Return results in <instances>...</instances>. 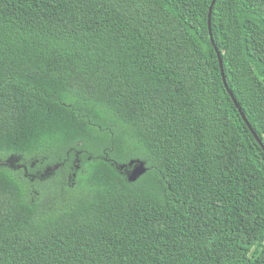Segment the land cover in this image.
<instances>
[{
  "label": "trees",
  "instance_id": "1",
  "mask_svg": "<svg viewBox=\"0 0 264 264\" xmlns=\"http://www.w3.org/2000/svg\"><path fill=\"white\" fill-rule=\"evenodd\" d=\"M212 3L0 0V264H264V149L222 74L264 143V0H216L214 41ZM12 155L61 165L50 202Z\"/></svg>",
  "mask_w": 264,
  "mask_h": 264
},
{
  "label": "rangeland",
  "instance_id": "2",
  "mask_svg": "<svg viewBox=\"0 0 264 264\" xmlns=\"http://www.w3.org/2000/svg\"><path fill=\"white\" fill-rule=\"evenodd\" d=\"M11 158V159H9ZM3 159L7 161L9 159L8 165L12 167L13 169H18L19 166H24L25 162L30 164L32 168H35L37 171L34 174L29 175V179L31 182L30 185V192L31 195L38 199H45L47 202H50L54 194L58 188V183L55 179L56 177V171L61 169V165H47L46 163H43L44 158L41 157H32L31 159H25L21 157L16 156H5ZM13 160V161H12ZM81 158L80 155L76 154V156L71 159L70 164L68 165L69 169L74 170L75 168L80 167ZM37 163H42V165H45L42 167L39 166ZM126 172V170H125Z\"/></svg>",
  "mask_w": 264,
  "mask_h": 264
},
{
  "label": "water",
  "instance_id": "3",
  "mask_svg": "<svg viewBox=\"0 0 264 264\" xmlns=\"http://www.w3.org/2000/svg\"><path fill=\"white\" fill-rule=\"evenodd\" d=\"M215 2H216V0H213V3H212L211 8H210V13H209V28H210V34H211L212 41H214V40H213V33L211 31V13H212L213 6H214ZM216 50L218 52L220 63H221V67H222V58H221V54H220L217 46H216ZM222 74H223V77H224L225 84H226V86L228 88V91L231 94V96H232L235 104L237 105L239 111L241 112L245 122L249 125L252 133L255 135L256 139L258 140V142L261 144V146L264 149V143L259 138V136L257 135L256 131L253 129V127L251 126V124L247 120L245 113L243 112L242 108L238 104V101H237L236 97L234 96L233 92L229 88L228 83L226 81V77L224 76L223 68H222ZM121 168H126L128 180L131 181V182L137 181L141 176H143L148 171V167L146 165V162L144 160H142V159H132L129 163L123 164L121 166Z\"/></svg>",
  "mask_w": 264,
  "mask_h": 264
}]
</instances>
